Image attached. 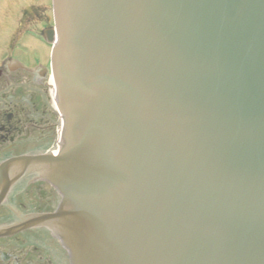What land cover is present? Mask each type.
Returning <instances> with one entry per match:
<instances>
[{"label":"water","instance_id":"1","mask_svg":"<svg viewBox=\"0 0 264 264\" xmlns=\"http://www.w3.org/2000/svg\"><path fill=\"white\" fill-rule=\"evenodd\" d=\"M53 3L71 264H264V0Z\"/></svg>","mask_w":264,"mask_h":264},{"label":"flooded vegetation","instance_id":"2","mask_svg":"<svg viewBox=\"0 0 264 264\" xmlns=\"http://www.w3.org/2000/svg\"><path fill=\"white\" fill-rule=\"evenodd\" d=\"M43 10L6 13L0 32V264H70L48 219L63 194L48 174L60 150L45 34L54 24L51 0Z\"/></svg>","mask_w":264,"mask_h":264},{"label":"rangeland","instance_id":"3","mask_svg":"<svg viewBox=\"0 0 264 264\" xmlns=\"http://www.w3.org/2000/svg\"><path fill=\"white\" fill-rule=\"evenodd\" d=\"M49 0H0V32L6 28V13L12 12L11 9L14 8V17L17 18L19 14L15 12H19V10H23V8H29L31 10L32 7L44 9L48 7ZM44 11V10H43ZM15 24L12 25L11 30L16 28Z\"/></svg>","mask_w":264,"mask_h":264}]
</instances>
